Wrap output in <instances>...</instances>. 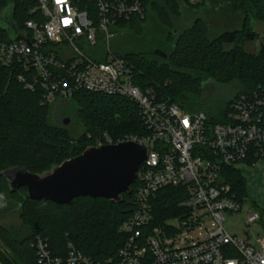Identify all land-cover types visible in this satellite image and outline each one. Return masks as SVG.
Returning <instances> with one entry per match:
<instances>
[{
  "label": "built area",
  "instance_id": "obj_1",
  "mask_svg": "<svg viewBox=\"0 0 264 264\" xmlns=\"http://www.w3.org/2000/svg\"><path fill=\"white\" fill-rule=\"evenodd\" d=\"M145 0H34V19L17 39H0V68L19 70L26 90L41 93L42 105L70 103L85 91L132 101L146 130L117 141L105 136L97 147L135 143L147 148L137 172L133 214L119 227L124 244L117 256L94 261L69 244L67 257H53L47 241L36 238L39 264H264V237L250 243L224 227L225 213L244 204L227 171L264 161V88L241 93L229 105L224 123L204 112H189L137 85L135 67L114 53L111 40L122 22L144 19ZM197 7L206 0H178ZM101 42V44H100ZM108 48L92 57L86 50ZM58 107V108H59ZM167 188H182L178 215L157 224L154 203ZM247 227L261 222L252 211ZM204 238H183L201 231ZM2 264V263H0Z\"/></svg>",
  "mask_w": 264,
  "mask_h": 264
},
{
  "label": "trees",
  "instance_id": "obj_2",
  "mask_svg": "<svg viewBox=\"0 0 264 264\" xmlns=\"http://www.w3.org/2000/svg\"><path fill=\"white\" fill-rule=\"evenodd\" d=\"M14 3L13 35L0 27V39H17L20 28L34 19V0H0V13ZM145 18L122 22L130 34L133 49L119 54L135 67L137 85L152 88L164 100L177 103L189 112H203L200 107L206 82L239 84L242 91L228 102L206 103L207 116L212 122L224 123L230 103L241 93L264 88V46L254 56L242 47V41L257 40L250 28L251 20L264 24V0H206L203 5L190 7L178 0H145ZM190 11L193 21L181 31L178 23ZM205 11L207 18L199 14ZM217 13L226 24V31L212 37L209 21ZM239 18V19H237ZM240 21L239 28L235 21ZM175 20L177 22H175ZM233 27V28H232ZM16 31V32H15ZM14 38V39H13ZM264 43V40H263ZM232 45L227 50L225 45ZM167 54L164 59L155 52ZM19 70L0 68V198L21 208V218L33 225V233L25 239L16 238L0 228L2 264H39L36 238L47 241L53 257H67L69 244L94 261L103 262L117 256L125 238L119 227L133 214V201L138 184L131 194H123L122 202L104 198L80 197L70 205L50 201H33L26 188L13 192L2 173L13 168H25L32 174H44L63 162L79 157L105 136L114 141L126 135H143L145 128L136 105L127 98L78 92L70 103L77 107L83 131L75 136L72 130L52 123L54 109L42 105L41 93L26 90L19 82ZM205 113V112H204ZM227 180L238 199L245 203V180L240 171H227ZM182 188L163 190L154 203L156 223L163 225L178 215L183 200ZM261 223L264 225V212Z\"/></svg>",
  "mask_w": 264,
  "mask_h": 264
},
{
  "label": "water",
  "instance_id": "obj_3",
  "mask_svg": "<svg viewBox=\"0 0 264 264\" xmlns=\"http://www.w3.org/2000/svg\"><path fill=\"white\" fill-rule=\"evenodd\" d=\"M14 11V3L10 2L0 13V27L10 35L17 28ZM155 54L164 59L168 57L161 50ZM68 123L66 119L65 124ZM146 157V147L120 143L89 147L79 157L67 160L41 175L32 174L25 168L9 169L2 175L13 192L26 188L28 197L33 201L70 205L75 199L88 196L120 203L123 194L132 193L137 172Z\"/></svg>",
  "mask_w": 264,
  "mask_h": 264
},
{
  "label": "rangeland",
  "instance_id": "obj_4",
  "mask_svg": "<svg viewBox=\"0 0 264 264\" xmlns=\"http://www.w3.org/2000/svg\"><path fill=\"white\" fill-rule=\"evenodd\" d=\"M188 11L190 10L185 7V14L182 15V19L178 21L181 26V31L186 29L193 21L190 19L192 16ZM199 16L207 18L204 10L199 14ZM175 22L177 21L175 20ZM209 26L212 37L220 35L227 29L222 17H220L217 13L212 15V18L209 21ZM234 26L239 28L240 21L236 20ZM250 28L258 35L257 40L251 41L249 39H244L242 41V47L247 53L256 56L259 53L261 46H264V24L261 21L251 20ZM129 41L130 34L127 30L117 32L115 38L111 40L112 51L118 55L130 51L133 49V45ZM225 48L230 50L233 46L227 44L225 45ZM86 52L88 55L95 57L102 54L105 55L108 52V48L99 47L95 50L87 49ZM203 91V98L200 102L198 101V103H200L199 109L208 114L210 117H216L218 112H209L206 103L208 102L213 105L220 101L223 102V100L228 102L236 94L242 91V86L239 84H234L232 86L221 85L210 80L205 83ZM58 107V104L53 107L54 113L51 119L52 123L72 130L75 136L80 134L83 131V127L78 118L76 105L73 103H65L59 108ZM66 119L69 120L68 124H65ZM239 171L242 178L245 180L246 197L244 198V209L242 212L237 214L225 213L226 220L224 227L231 235L250 243H256V239H262L264 237V225L260 222L252 225L251 227H247L243 220L249 212L257 211L260 214V211L264 212V161H259L255 166L243 164L239 166ZM21 214V208L17 204L0 198V228L8 230L16 238L25 239L31 235L34 230L33 225H27L25 221H23ZM206 227L208 226L206 225L201 231L190 235H183V238H204ZM0 246L5 251L7 250L2 245L1 240Z\"/></svg>",
  "mask_w": 264,
  "mask_h": 264
},
{
  "label": "crops",
  "instance_id": "obj_5",
  "mask_svg": "<svg viewBox=\"0 0 264 264\" xmlns=\"http://www.w3.org/2000/svg\"><path fill=\"white\" fill-rule=\"evenodd\" d=\"M246 43V42H245ZM247 44V43H246ZM238 171H239V167H238V169H237Z\"/></svg>",
  "mask_w": 264,
  "mask_h": 264
},
{
  "label": "flooded vegetation",
  "instance_id": "obj_6",
  "mask_svg": "<svg viewBox=\"0 0 264 264\" xmlns=\"http://www.w3.org/2000/svg\"><path fill=\"white\" fill-rule=\"evenodd\" d=\"M14 1V0H13ZM13 3V2H12Z\"/></svg>",
  "mask_w": 264,
  "mask_h": 264
}]
</instances>
